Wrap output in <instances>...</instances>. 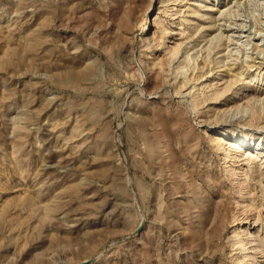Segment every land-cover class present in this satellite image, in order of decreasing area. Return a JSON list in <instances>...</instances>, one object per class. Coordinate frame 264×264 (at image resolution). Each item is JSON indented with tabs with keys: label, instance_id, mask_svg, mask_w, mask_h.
Returning a JSON list of instances; mask_svg holds the SVG:
<instances>
[{
	"label": "rangeland",
	"instance_id": "obj_1",
	"mask_svg": "<svg viewBox=\"0 0 264 264\" xmlns=\"http://www.w3.org/2000/svg\"><path fill=\"white\" fill-rule=\"evenodd\" d=\"M220 121L264 143V0H0V264H264Z\"/></svg>",
	"mask_w": 264,
	"mask_h": 264
},
{
	"label": "bare ground",
	"instance_id": "obj_2",
	"mask_svg": "<svg viewBox=\"0 0 264 264\" xmlns=\"http://www.w3.org/2000/svg\"><path fill=\"white\" fill-rule=\"evenodd\" d=\"M238 111L240 112L241 109L240 108L237 109L236 112L239 113ZM226 119L227 118H224L222 120L226 121ZM218 121H219V119H218ZM225 121H220L218 124H216L218 127L213 129L214 132H219L220 133L218 140H220L221 143L223 142L224 144H228V145L232 146L234 149L238 150L239 152H245L247 154V156L245 155V158H243V159H247L249 162H254V161L258 160L259 163L255 167L257 168L256 170H260V168L262 166H264V154H263V156L260 157V153L262 154L263 151H264V143L263 142H259L256 139L246 140V135L244 133H242V132L241 133H234L233 134L234 136H232L230 138L228 136V134H229L228 133V129L224 127V126H226V122ZM258 130H259V128H258ZM204 132L207 133V130H204Z\"/></svg>",
	"mask_w": 264,
	"mask_h": 264
},
{
	"label": "water",
	"instance_id": "obj_3",
	"mask_svg": "<svg viewBox=\"0 0 264 264\" xmlns=\"http://www.w3.org/2000/svg\"><path fill=\"white\" fill-rule=\"evenodd\" d=\"M144 223H145V220H144V218H142L141 223H140V225H139L137 231H140V230L142 229V227L144 226ZM95 259H96V257H93V258H91L88 262H92V261H94Z\"/></svg>",
	"mask_w": 264,
	"mask_h": 264
}]
</instances>
